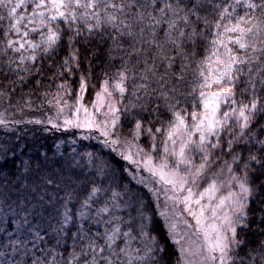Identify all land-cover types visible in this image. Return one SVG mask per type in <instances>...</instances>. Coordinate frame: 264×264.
<instances>
[{"label": "snow or ice", "instance_id": "snow-or-ice-1", "mask_svg": "<svg viewBox=\"0 0 264 264\" xmlns=\"http://www.w3.org/2000/svg\"><path fill=\"white\" fill-rule=\"evenodd\" d=\"M24 124L118 167L87 154L103 179L75 214L72 161L41 177L58 207L0 191V264H264V0H0V129ZM116 171L146 192L104 187Z\"/></svg>", "mask_w": 264, "mask_h": 264}, {"label": "trees", "instance_id": "trees-1", "mask_svg": "<svg viewBox=\"0 0 264 264\" xmlns=\"http://www.w3.org/2000/svg\"><path fill=\"white\" fill-rule=\"evenodd\" d=\"M73 87L75 88V85H73ZM52 134L53 138L60 137V140L63 138V141L61 143H57L58 140L50 143L44 142L37 148L35 147L32 151H21L18 154L13 155L10 161L0 165L3 168V171L0 172V191L7 190L10 194L16 195V193H11V190L15 186L19 195L27 197L29 193L24 188H21V185H25L28 190L33 186L38 190L46 189V191L43 192L46 197L50 198L52 194L58 195L56 201L58 207L65 199V190L68 187L67 183L61 186L57 193L55 185L44 184L41 181V177L50 175L52 171H59L60 165L66 166L69 161H72L74 164L79 165V167L75 169L78 175V181L71 186L72 189H74L73 198L68 201V209L71 213L75 214L79 208L80 201H82L86 195V188L90 182L93 180L99 182L103 179L102 177L95 175L97 171L95 165L106 163L109 168L118 167V158L111 149L104 147L99 140L82 139L81 131L72 130L70 132L63 131ZM88 153L94 154L95 165L89 163V158L87 156ZM45 158L47 159L45 160ZM26 164L30 165V168H25ZM38 165L40 166L39 172L36 171ZM107 170L108 169L106 168V171ZM114 175L115 179L109 177L104 180V187L120 184L121 186L132 187V195H140L142 192H146V190L137 187L133 183L129 185L126 180H121L119 171H116ZM6 181H12V183H6ZM150 199V196H145V203H148ZM8 203L11 204L12 201L9 200ZM95 206L96 205H94V207ZM253 207H255V205H253ZM16 211L18 212L19 209L17 208ZM148 215H151V211ZM13 217L14 213L9 207L4 206L3 208H0V229L12 232L14 225L11 224L10 221ZM49 219H51V223L55 225L57 220V217L55 216V208L52 209L51 217H44L45 224L48 223ZM157 219L159 218L157 217ZM69 228H71V225H69ZM72 231H75V229L72 228ZM5 235V232L0 231V236ZM13 236H15V233H13Z\"/></svg>", "mask_w": 264, "mask_h": 264}, {"label": "rangeland", "instance_id": "rangeland-1", "mask_svg": "<svg viewBox=\"0 0 264 264\" xmlns=\"http://www.w3.org/2000/svg\"><path fill=\"white\" fill-rule=\"evenodd\" d=\"M87 99H90V96L87 97ZM9 111L14 112V110L12 109H10ZM40 116L41 113L37 111V112L27 113L25 118L40 117ZM20 118L21 116L19 114L15 116H11V115L9 116V119H20ZM43 127L44 126L41 125L24 124V125L16 126L12 131L0 129V146H2L4 149L14 148V151L8 152L6 156L0 155V165H3L8 161H10L13 155L18 154L21 151H27V152L32 151L35 149V147L37 148L38 146H40V144L44 142L50 143L52 141L56 142L58 140L57 143H61L63 141V138L62 140H60L61 139L60 137L58 138L52 137L53 135L52 133H55L57 131L50 130L48 132H45L43 130ZM76 131H80V130H76ZM59 132H63V131H59ZM145 175L147 174L145 173ZM132 183L137 187L142 188V186L136 184L135 181H133ZM158 218L161 221L162 226H164L162 218L160 217Z\"/></svg>", "mask_w": 264, "mask_h": 264}]
</instances>
